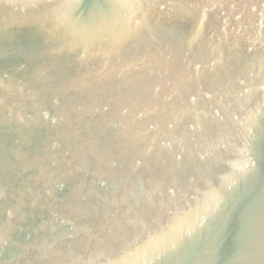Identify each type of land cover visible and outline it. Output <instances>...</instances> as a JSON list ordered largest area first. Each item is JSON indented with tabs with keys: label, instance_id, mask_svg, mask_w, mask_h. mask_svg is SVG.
<instances>
[{
	"label": "water",
	"instance_id": "obj_1",
	"mask_svg": "<svg viewBox=\"0 0 264 264\" xmlns=\"http://www.w3.org/2000/svg\"><path fill=\"white\" fill-rule=\"evenodd\" d=\"M42 1L23 10L4 0L0 61H8V75L26 68L17 73L38 83L39 91L35 86L31 94L34 103L43 99L64 115L65 119L48 118L35 112L33 119L19 125L31 130L30 141L39 150L54 139L61 143L60 151L43 161L59 163L57 180H69L71 194L81 188L85 199L77 210L66 200L57 202L52 178L46 199L56 202L53 208L75 227L60 234L44 226L46 242L36 235L32 243L37 247L20 254L24 242L19 239V248L13 249L18 254L14 258L2 254L0 264H264V43H247L238 26L235 37L224 29L219 11L218 16L214 10L202 14V5L175 6L170 16L159 3L151 6L157 20L151 17L156 22L144 32L145 19L141 14L133 17L123 7L125 0H44L40 6ZM108 27L116 29L115 37H108ZM129 27L138 32L136 36L131 37ZM119 33H128L127 43H120ZM106 76L112 77L110 82L104 81ZM193 85L199 88L194 100L198 99L182 107L186 104L181 103L182 94ZM139 94L152 99L161 95L171 107L155 103L144 111L135 99ZM81 96H89L90 105ZM87 106L92 109L79 114L78 108ZM148 112L150 120L145 122ZM85 115H91L94 124ZM131 117L147 123L139 124L143 135L148 127L165 133L156 144L162 142L168 151L147 143L145 149L134 151V168L127 173L129 140L115 136L107 143L111 134L102 128L115 127L122 119L132 121ZM41 121L55 127H47L52 137L41 138L37 132ZM64 127L71 129L70 134L57 131ZM19 138L24 141L22 134ZM110 160L116 166L111 168ZM167 163L169 173L162 168ZM143 165L154 170L142 171ZM122 190L130 196L123 207L118 206ZM146 198L154 211L145 213ZM96 206L108 215L130 211L125 222L135 219L140 225L127 229L110 247L105 243L108 229L100 227L108 222L114 230L118 221L99 220ZM4 211L0 205V214Z\"/></svg>",
	"mask_w": 264,
	"mask_h": 264
},
{
	"label": "bare ground",
	"instance_id": "obj_2",
	"mask_svg": "<svg viewBox=\"0 0 264 264\" xmlns=\"http://www.w3.org/2000/svg\"><path fill=\"white\" fill-rule=\"evenodd\" d=\"M17 1V0H16ZM20 1H21V6L24 8V9H30V8H34L36 5H34V4H36V1L37 0H18L17 2L18 3H20ZM34 1V2H33ZM185 0H181V2H184ZM210 1H212V0H210ZM213 1H215L216 3H218L220 0H213ZM244 1V0H243ZM127 2H129V3H127ZM180 2V0H125L124 1V3H123V7L124 8H126V9H129L130 10V12H131V14L133 15V17H136L137 15H142L143 17L142 18H144L145 20H144V27H143V31L144 32H146V31H149L150 29H152V27H153V23L154 22H156L154 19H152L151 17H154L155 19L157 18V17H155L157 14L155 13V9H151V6H154V5H157L158 3H159V6H161L164 10H168V11H164L165 12V14H167L168 16H170V14H171V11H169L170 10V8H174L175 6H182V8L183 9H185V6H187V5H189V6H194V7H196V5H200V3H201V1L200 0H187V2H189V3H186V2H184V3H181ZM126 3H127V5H126ZM223 3H225V2H223ZM223 3H221V4H218V8H220V7H222V5H223ZM228 3V2H227ZM243 3V2H242ZM242 3L240 4V6L241 7H243V8H245L246 6H248V5H244V6H242ZM44 4V0L42 1V3L40 4V6H42ZM0 6L1 7H6L7 5L5 4V2H4V0H0ZM198 7V6H197ZM196 7V8H197ZM190 10V8L188 9V11ZM261 10H264V9H261ZM143 12V13H142ZM174 12H176V10L174 11ZM192 12V11H191ZM153 13H155V16H154V14ZM203 13H205V11L203 12ZM262 13V15L264 14V11H262L261 12ZM261 16V15H260ZM139 18V17H138ZM22 20H23V22H24V19L22 18ZM140 20H142V19H139V20H136V23H139L140 22ZM157 20V19H156ZM179 20H180V18H179ZM148 21V22H147ZM181 21V20H180ZM150 22V23H149ZM198 22V21H197ZM19 25H17V27H18ZM137 25H134L132 28H135ZM170 26H171V28H172V30H175V27H173L171 24H170ZM130 28V30H131V32H130V34H131V37H134V36H136V34L138 33L137 31H134V29H132L131 27H129ZM108 31H109V33H111V34H109L108 35V37H111L112 36V38L113 37H115V34H116V29H114V28H110V27H108V29H107ZM180 30V29H179ZM115 31V32H114ZM182 31H179V33H181ZM174 33H177V31H175ZM127 35H128V33H125V35L123 34V35H121V33H119V39L118 40H120L121 42L120 43H123V44H125V43H127V41H124L126 38H127ZM165 36H167V37H172L173 35L172 34H165ZM172 39V38H171ZM254 41L256 42V43H261V41H259L257 38H255L254 39ZM114 49H117V48H114ZM115 51V50H114ZM116 52V51H115ZM19 68H22V67H19ZM19 68H17V70L19 69ZM211 70H213V67L211 66ZM8 78V77H7ZM108 78L110 79L109 81H108ZM0 79H1V75H0ZM111 79H112V77L111 76H106L105 78H104V81H107V82H110L111 81ZM103 80V79H102ZM8 81H11L12 83L10 84V85H4L1 81H0V115H1V112L4 110V109H2V107L3 108H5L6 106H7V104H9L10 102H12L11 104L13 105V111H12V117H13V119H12V121L14 120V119H17V118H19V117H21V116H24L23 117V119L24 120H26L27 121V114H26V112L28 111V106H29V103H30V101L31 102H34V100H35V98L31 95L32 94V92L35 90V88H34V84L32 83V81H27L26 80V78H23L22 79V77H17L16 78V80H11V79H9ZM82 85H84V84H81V86ZM171 85V84H170ZM169 85V86H170ZM168 86V87H169ZM36 91V90H35ZM157 96L154 98V99H152V98H143V95L142 94H139V95H137L136 97L137 98H135L137 101V103L139 104L140 103V105L142 104V107L144 108V111L146 110V109H149V108H153V106H154V104L155 103H159V106L162 108V107H167V108H169V106H170V104H171V101L168 99V100H163L162 101V99H161V95H158V94H156ZM89 96H81L80 97V100H85L86 102H87V104H89L90 102L88 101V98ZM127 97V96H126ZM124 98L123 96H120V99L122 100V101H124L125 99H127V98ZM101 99H103V97H101ZM199 99H201V98H199ZM9 100V102H7ZM90 101H91V103L93 102V101H95V99H90ZM148 101V102H147ZM85 102V103H86ZM84 103V104H85ZM138 104H136L137 106H138ZM90 105V104H89ZM86 108H91L92 109V107L91 106H87V107H83V108H78L79 109V114L81 113L82 115H83V111L86 109ZM171 109V108H170ZM26 111V112H25ZM23 112H25V113H23ZM21 113H23L22 115H21ZM157 115V117H162V114H156ZM85 116H87V118H84L85 120H87L88 122L90 121L91 122V124H94L90 119L92 118L91 117V115H85ZM213 116L216 118L217 116H216V114H214L213 113ZM1 117H2V115H1ZM0 117V118H1ZM64 117V116H63ZM143 117V116H142ZM3 118V117H2ZM2 118H1V120H2ZM61 119H62V116L60 117ZM130 119H133L132 121H126V120H124V119H122V123H120L119 122V124L118 123H116V126L115 127H112V126H105L104 128H102L103 130V133L104 134H111V137L110 138H108L106 141H107V143H110L111 141L109 140V139H114L115 138V136H117V137H122L124 140L126 139H128L129 140V144H130V149H131V152H130V156H129V159H128V166L127 165H124L125 166V169H127V173L128 172H131L132 170H133V168H134V164H133V157H134V151L136 150V151H138V152H140V150L142 149V148H146V145H147V143H149V146H151V148H153L154 146H156V147H158V148H160V149H162V150H165V151H168L167 150V148H166V145H164L162 142H160V143H157L156 144V138L157 137H159L160 139H162L163 138V136L162 135H164L165 133H162L161 131H160V134H156L155 133V131L152 129V128H146V130H147V135L144 133V135L143 134H141V133H139L140 132V128H139V124H141V122L143 123V125H144V127H145V125H147V123H145L146 122V120H150V118H149V112L145 115V119H142V120H145V122L144 121H141L140 123L138 122L137 123V121L133 118V117H131ZM18 121H19V119H17ZM15 121V120H14ZM28 122H30V120H28ZM7 124L8 123H6V124H4L3 125V122H1L0 121V129H1V127L3 126L4 128L5 127H7ZM40 124L41 125H45L46 126V130H48V128H55L54 126H48V123H46L45 121H41L40 122ZM142 125V124H141ZM48 127V128H47ZM10 129L8 130V131H6V134H8V137L10 136ZM9 132V133H8ZM2 132L0 131V134H1ZM117 134V135H116ZM80 136H87V133H80ZM49 137V136H48ZM88 138H93V137H91V135H90V137H88ZM24 139V138H23ZM110 141V142H109ZM5 143H3L2 145H4V146H6V148L4 149V152L6 153H4L3 152V158H2V160H5V159H7V160H10L11 158L8 156V152H10L9 154L11 155V157H12V155H13V153L14 152H16L17 154H20V153H23V154H25V151H24V149L23 148H17L16 146L15 147H12L13 146V143H10L7 139L4 141ZM47 142H48V140H47ZM15 143H17V142H15ZM46 143V142H45ZM63 143V142H62ZM98 144H100V141L98 142ZM117 144H118V146H120L121 147V143L120 142H117ZM63 145H64V143H63ZM3 146V147H4ZM55 146H56V144H55ZM14 148H17L16 149V151H15V149ZM101 148L102 147H100L99 149H98V152H100V150H101ZM139 148H140V150H139ZM41 149L43 150V152H44V154H47V155H51V153H52V148H50V147H48V146H46L45 144L43 145V148L41 147ZM169 151H171V150H169ZM43 154V155H44ZM19 156V155H18ZM45 156V155H44ZM43 156V157H44ZM99 156H100V154H99ZM48 158H50V157H48ZM100 158H102V156H100ZM103 159V158H102ZM151 160V159H150ZM71 161V160H70ZM69 161V162H70ZM154 161L156 162V163H159V160H158V158L156 159V158H154ZM39 162V161H38ZM68 162V163H69ZM119 162V161H118ZM110 163H111V168H112V166H116V163H114L113 161L111 162V160H110ZM52 164L53 165H55V167L54 166H52ZM122 164V162L120 161L119 162V165H121ZM58 166H59V163L56 165L55 163H48V164H46L45 166H42V169H41V171H39V175H40V173L41 174H43V175H47L48 174V172H49V170L51 171V175H52V173H54V172H52V170H54L55 172L58 170ZM124 166H122V167H124ZM142 167V166H141ZM140 167V169L142 170V171H147V170H152L153 168H151L150 166H148L149 167V169L146 167V165H143V167L141 168ZM57 168V169H56ZM162 168L165 170V172H167V173H169L170 172V168L171 167H169L168 166V163L167 164H165V165H162ZM154 170V169H153ZM122 173V171H121V169H119V170H117V172L115 173V175H119V174H121ZM38 175V174H37ZM112 175H113V172H112ZM76 185L79 187V185H78V183H76ZM77 187V188H78ZM15 190V189H14ZM18 192L20 191L21 193L23 192L21 189H16ZM1 191H3V192H5V187H2L1 188ZM28 193H30L29 194V199H27L28 201V204L30 205V206H36L37 205V203H41V201H40V198H38V197H35L34 196V192L32 191V190H28L27 191ZM66 194H67V196L68 197H64V199L66 200V201H68L69 203V207H75L76 208V210L77 209H79L80 208V204L81 203H84V194H83V192H82V190H81V188H78V189H75V192H74V194H71V192H70V194H68L67 192H66ZM109 196H110V194H109ZM130 196H128V193H127V191H125V190H122L121 191V196H120V205H118V206H125V205H127V203L129 202V200H128V198H129ZM147 201H149V198H146L145 199V205H144V211H145V213L149 210V209H151V210H153L154 211V204H152V203H150V202H147ZM27 202L25 203L26 205H28L27 204ZM33 202H36V205L35 204H33ZM81 207L84 209V206H82L81 205ZM114 207V206H113ZM43 208H45V206H43ZM95 211H97L98 212V219L100 220V219H106V220H108L110 223H115L116 221H118V225H117V227L114 229V230H112V228L110 227V225L108 224V222H106L107 224H105V225H102L100 228H102V229H104V226L108 229V231H105L104 233H105V235H106V239H105V243H109V246L111 247V242L112 241H114V240H119L121 237H122V235L124 234V233H126L127 232V229H134V230H137L138 229V225H140V222H135V219H133V220H131L130 221V223L128 224V223H126L125 222V219H124V216L125 215H128V214H130L129 212H126V211H124V210H119V211H116L114 214H110V215H108V211H102V209H101V207H97L96 206V208H93ZM17 211H16V213L18 214V211H19V208H17L16 209ZM86 210H88V207L86 206L85 207V211ZM143 211V210H142ZM79 215H82L81 213H79V212H77ZM94 215H96L95 213H94ZM90 216V215H89ZM89 216H88V218H89ZM110 216V217H109ZM82 217V216H81ZM111 219V220H110ZM108 225V226H107ZM65 244L67 245V247H68V242L66 241L65 242ZM104 245V244H103ZM63 248V247H62ZM105 251H107V249L105 250ZM68 253H70L69 251H65V254H68Z\"/></svg>",
	"mask_w": 264,
	"mask_h": 264
},
{
	"label": "rangeland",
	"instance_id": "obj_3",
	"mask_svg": "<svg viewBox=\"0 0 264 264\" xmlns=\"http://www.w3.org/2000/svg\"><path fill=\"white\" fill-rule=\"evenodd\" d=\"M251 1V0H250ZM254 2L256 1V2H260V4L258 3V5L260 6V9L261 8H263L264 7V0H262V1H259V0H253ZM251 7H254V4H251L250 5ZM254 9V8H253ZM202 10L204 11L205 10V6L204 5H202ZM255 10H252V11H250L251 13L252 12H254ZM257 11H259V9H257ZM261 11V10H260ZM224 12V11H223ZM242 14V12L240 11V12H238L236 15H241ZM228 17V16H227ZM261 27V25H257V26H255L256 28L257 27ZM44 113H45V115L47 114V115H49L48 114V111L47 110H44ZM56 142V141H55ZM72 185V184H71ZM69 187H70V182H68L67 180L65 181H60L59 180V184H57L56 186H55V189H54V192L55 191H58V190H67V189H69ZM45 192H52V190L51 189H49V188H47V189H45ZM45 192L43 191V189L42 190H37L35 193L36 194H34V196L35 197H38V198H40V201H41V199H42V197H44V195L43 194H45ZM60 193H63V192H60ZM60 193H53V196L55 197V196H57L55 199H59V198H61V196H59L58 194H60ZM43 202V201H42ZM44 204H46V203H44ZM50 208L48 207V210H49ZM29 210V212H30V215L31 214H35L36 215V211L37 210H32L31 208H29L28 209ZM52 210V209H51ZM11 211V208H8V212H9V214H8V216L9 217H11V216H13V212H10ZM25 210H22V214L23 215H21V216H19L20 217V219H24L23 217H25L24 216V214H25ZM52 214H55L56 215V217H58V215H60L57 211H53L52 210V212H51ZM60 220L61 221H66V220H64L63 218H60ZM70 221V220H69ZM68 222V221H67ZM35 226H37V227H34L32 230H34L33 232L35 233V232H38L39 231V228L41 227L40 225H35ZM12 228L14 227V226H11ZM43 227V226H42ZM71 227H73V223H70V222H68V224H66L65 225V228L66 229H61V231H66V230H69ZM7 228V226L6 225H4L3 226V229H6ZM10 229V228H9ZM31 234H32V232H31Z\"/></svg>",
	"mask_w": 264,
	"mask_h": 264
}]
</instances>
